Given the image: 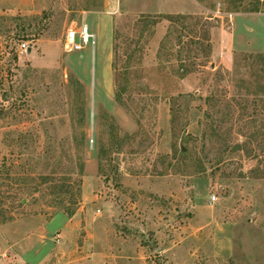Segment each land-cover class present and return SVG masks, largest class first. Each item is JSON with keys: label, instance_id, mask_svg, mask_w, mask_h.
I'll list each match as a JSON object with an SVG mask.
<instances>
[{"label": "rangeland", "instance_id": "obj_1", "mask_svg": "<svg viewBox=\"0 0 264 264\" xmlns=\"http://www.w3.org/2000/svg\"><path fill=\"white\" fill-rule=\"evenodd\" d=\"M261 54L260 0H0V264H264Z\"/></svg>", "mask_w": 264, "mask_h": 264}, {"label": "built area", "instance_id": "obj_2", "mask_svg": "<svg viewBox=\"0 0 264 264\" xmlns=\"http://www.w3.org/2000/svg\"><path fill=\"white\" fill-rule=\"evenodd\" d=\"M264 2V0H260ZM94 43V35L89 31L87 25H80L78 28H68L63 39V47L67 52H75L83 49L84 46ZM21 49L26 50L25 43L20 45ZM215 200V196L210 197V202Z\"/></svg>", "mask_w": 264, "mask_h": 264}, {"label": "crops", "instance_id": "obj_3", "mask_svg": "<svg viewBox=\"0 0 264 264\" xmlns=\"http://www.w3.org/2000/svg\"><path fill=\"white\" fill-rule=\"evenodd\" d=\"M219 50H220V49H219ZM219 50H218V49L216 50V54H217V55L220 54ZM217 55H216V56H217ZM217 58H219V60H218L219 63H220L221 61H223L224 64H226V65H227V63H229V57H227V52H226V51L224 52V55H223V53H222L221 58H220V57H217ZM100 65H101V64H100Z\"/></svg>", "mask_w": 264, "mask_h": 264}, {"label": "trees", "instance_id": "obj_4", "mask_svg": "<svg viewBox=\"0 0 264 264\" xmlns=\"http://www.w3.org/2000/svg\"><path fill=\"white\" fill-rule=\"evenodd\" d=\"M257 57H260V58H262L263 60H264V55H257ZM261 95H263L264 96V93H261Z\"/></svg>", "mask_w": 264, "mask_h": 264}]
</instances>
